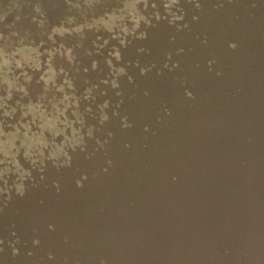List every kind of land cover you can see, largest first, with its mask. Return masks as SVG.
Here are the masks:
<instances>
[{"label": "rangeland", "instance_id": "obj_1", "mask_svg": "<svg viewBox=\"0 0 264 264\" xmlns=\"http://www.w3.org/2000/svg\"><path fill=\"white\" fill-rule=\"evenodd\" d=\"M84 15L0 43V264H264V0Z\"/></svg>", "mask_w": 264, "mask_h": 264}, {"label": "trees", "instance_id": "obj_2", "mask_svg": "<svg viewBox=\"0 0 264 264\" xmlns=\"http://www.w3.org/2000/svg\"><path fill=\"white\" fill-rule=\"evenodd\" d=\"M90 1L92 0H0V43L7 35L12 34L16 41L11 45L12 50L20 45L30 44L34 47L39 44L40 51L52 43L67 46L63 38H59V34L52 31L53 28L60 27L66 31L68 28L89 31L100 28L96 23H90L92 17L84 15L89 9ZM69 20L71 22L65 26ZM67 35L68 33L61 34L62 37ZM18 114L13 118L17 119Z\"/></svg>", "mask_w": 264, "mask_h": 264}]
</instances>
